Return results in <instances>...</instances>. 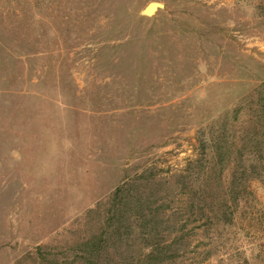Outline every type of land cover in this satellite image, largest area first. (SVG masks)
<instances>
[{
	"label": "rangeland",
	"instance_id": "obj_1",
	"mask_svg": "<svg viewBox=\"0 0 264 264\" xmlns=\"http://www.w3.org/2000/svg\"><path fill=\"white\" fill-rule=\"evenodd\" d=\"M0 264H264V0H0Z\"/></svg>",
	"mask_w": 264,
	"mask_h": 264
},
{
	"label": "water",
	"instance_id": "obj_2",
	"mask_svg": "<svg viewBox=\"0 0 264 264\" xmlns=\"http://www.w3.org/2000/svg\"><path fill=\"white\" fill-rule=\"evenodd\" d=\"M152 8H153V5L151 4L150 7L147 8V12H150Z\"/></svg>",
	"mask_w": 264,
	"mask_h": 264
}]
</instances>
